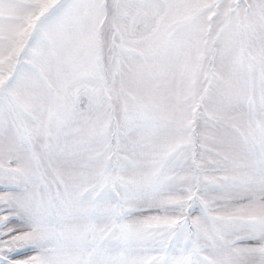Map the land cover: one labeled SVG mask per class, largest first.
I'll list each match as a JSON object with an SVG mask.
<instances>
[{
  "label": "snow or ice",
  "instance_id": "6c2138e0",
  "mask_svg": "<svg viewBox=\"0 0 264 264\" xmlns=\"http://www.w3.org/2000/svg\"><path fill=\"white\" fill-rule=\"evenodd\" d=\"M0 264H264V0H0Z\"/></svg>",
  "mask_w": 264,
  "mask_h": 264
}]
</instances>
